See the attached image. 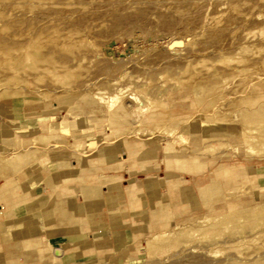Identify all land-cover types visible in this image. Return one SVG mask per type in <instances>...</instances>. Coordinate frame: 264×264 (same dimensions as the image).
<instances>
[{
  "label": "rangeland",
  "instance_id": "obj_1",
  "mask_svg": "<svg viewBox=\"0 0 264 264\" xmlns=\"http://www.w3.org/2000/svg\"><path fill=\"white\" fill-rule=\"evenodd\" d=\"M17 1L23 2L25 0ZM41 1L43 3L36 6L34 11H31L30 6L24 3L16 6L0 3V12L5 16L0 18V48L11 49L9 61L13 65H20L23 53L22 48H27L30 43L38 38L39 45L43 48L44 54L50 52L49 50L51 48L47 45V36H49V32L53 28H58L63 32L88 27L87 38L91 41H95L97 46L100 45V49L94 50L93 48L84 47L76 49V53L79 55L82 53L87 54L91 62L85 63L84 66L87 69L82 72L85 77L73 82L75 86L73 85L71 87L72 89L55 86L50 83L48 79H45L42 83H34L32 86L22 85L19 88H16L15 84L9 86V89H17L21 92L15 95H2V89L0 87V114L3 115V117H0V151L3 150L1 149L3 146L4 149L14 148L13 138L18 133L22 139L28 140L29 143L31 141L32 147L36 146V148H39L36 156L32 159L33 161L46 152V149H44L40 143L34 144V138L39 135L47 134L48 132L56 133L58 134L57 141H54L52 144L58 145V147L52 149L54 152L61 151L59 159L68 163V167H66L65 170L66 173H64L65 176H86L82 175L81 171L76 168L78 159L81 157L80 155L85 152L87 154L85 160L87 161V159L98 152L101 155L100 157L103 158L104 164H107L109 160V165L108 167L106 165L104 168H100L97 173L100 174V176L111 174L110 176H112L113 183L119 184V177H116V174H119L120 171L130 169L128 153L125 150L118 151L111 149L112 151H107L105 145L109 143L116 145L117 143L127 142L129 140L137 143L142 141L143 145H141V147L144 145L146 147H144L140 154V159L156 158L157 161L154 164L158 165V163H160V168L155 169L153 165H150L145 168L137 167L134 171L141 173L139 179H144L149 174L151 176L153 174L156 180L159 177L164 178L161 183L165 184V189L157 195L160 201L156 202L154 205L151 202V208L147 205V199L145 200L142 197L141 204L143 206V211L139 213L140 219L136 220L137 222L127 223L125 229L127 228L129 230L126 231V233L125 229L120 227L124 230V233L120 234L116 240L111 241V246L108 247L107 250L102 251L98 257L64 259V261H60L59 259H55V257L53 258L50 252L49 254L47 253V256H49L48 260L46 262H41V264L52 262H54V264H220L224 260L227 263L228 261L226 259L234 255L228 251L218 258H212L201 251L192 252V248L188 247L168 257L149 260L142 250L145 246L146 238L151 235V232L160 231L163 229V226L173 228L176 224L189 222L193 220L194 217H203L206 213H220L228 209V204L231 201L242 203V205L245 206L252 204L256 199L264 202V157H246L241 145H239V151H235L233 147L228 148L227 143L232 144V146L238 145V143L240 144V126L236 123L232 125L229 124L231 119L235 120L233 115H228V122L226 121L227 123L223 122L222 124L217 123L212 117L213 114H218V116L225 115V103L229 101V98H227V92H225V83L222 81L218 82L216 80L217 84L209 85L215 83V80L211 81L210 75L214 74L216 71L222 72V74L225 75V69H229L232 64L224 62V60L226 57H231L232 55L223 52H225V48H233L234 44L237 43V40H232V42H234L232 44L230 41L232 38L228 39L224 34L225 22L229 18V15L225 12V6L216 7V3L211 0H121V2L120 0ZM68 2L76 4L59 5L60 3ZM177 7H180V14L174 13V9ZM239 8L247 11L246 6H241ZM204 10L216 11V19L213 20V22L210 20L211 23H209H213L211 26L209 24L207 28L203 29L199 27V29L198 26H201L204 21ZM55 13H57V15ZM71 13H73L75 17L71 21H68L65 17ZM51 14L58 16V19L54 22H48L49 19L45 17ZM192 14H196V16L193 17ZM241 26L240 30L247 32L253 31L256 27L252 22ZM235 38L234 36V39ZM253 39L254 37L251 38V40ZM172 40L175 41L169 44ZM212 49L217 52H210V50L214 51ZM97 51L99 53H96ZM202 51H205L206 54ZM100 53H102L103 56ZM55 55L61 60L67 57L59 53H55ZM188 59L195 62L205 59L206 63L205 65L198 66L196 69L197 73L195 74L197 78L195 80L184 83L180 88L175 87L174 89L172 84L165 87H171L172 90V95L166 99L168 108H156L160 111V115L155 117L154 120L156 119V121L160 120L159 122H162L171 120L172 117H174L175 120H189L185 121L187 123L181 125L182 127L192 126L191 130H187L190 133L189 142L182 144V146L177 145L176 147L178 150L185 149L188 156H191L190 159H192L193 162L188 161L183 164L174 163L172 166L168 167L167 170L162 161L164 152L161 145L164 143V139L169 138L173 140L174 137H168L167 134L164 133L165 127L162 125L159 126L158 131L154 123L149 124L148 121H145L147 123L138 121L132 114L130 117L124 118H120L117 115L114 121L113 119L105 118L106 113L104 106L86 93V91L90 90L92 87L89 86V88L86 83L92 82L94 87H103L105 86V76L106 78H116L123 70H127L125 68H128L127 71L130 70L129 72L131 74L135 76L140 75V77H142V80L136 82V84L143 85L149 80H152L154 87L163 83L159 81V74L166 73V71L169 73H177L179 70L178 68L183 66ZM19 72V74H16L18 78H26L28 76V73L23 70ZM12 75L14 74L10 70L1 72L2 79H5L6 76L12 77ZM129 81V79H126L123 81L124 83H122L129 84ZM193 82L209 85V87H207V95L203 97L201 104L198 103L191 91L192 85L190 84ZM230 84H232V86L234 85L232 81L229 82V85ZM76 86H79L80 89ZM86 86L88 89H86ZM45 90H50L49 93L51 94L52 92L53 94L50 103L46 105L49 106L48 108L50 110L45 108L47 111L41 112L39 117L35 120L29 121L24 119L25 112L40 110H31L32 107L30 105L23 106L26 97L34 96V98H36L38 97V92L40 93ZM54 94L60 98H57ZM81 96L82 98L80 99ZM61 100L65 101L64 107L60 105ZM212 100L214 101L211 108L205 107V104ZM18 101L20 102L17 103ZM74 101H77L75 104L76 108L79 107L80 104L82 106L86 105L85 107H96L97 115L94 113L95 117L91 118L87 110L81 113L73 112L72 110L75 108L72 107L69 109V107ZM125 102L132 111L135 102L130 98V95H127ZM44 103L47 104V102ZM19 104H21L22 107H19ZM219 104L223 105L222 108L218 110ZM57 107L58 109L51 110ZM226 107H228V105H226ZM33 114L38 113L28 114V116H32ZM11 117L15 120L9 121ZM65 117L70 120H77L79 125H86L88 127L89 130L87 133H89V136L84 138V141H91L90 138L93 137V142L89 144V147L93 149L77 148L74 146L73 137L71 138V136L64 134L60 128H47L53 123L64 121ZM92 119L95 120L92 122ZM152 120L151 118L149 121L152 122ZM138 126L140 129L146 127L145 133L143 129L142 133L137 134L135 130H138ZM41 127H43V129H41ZM78 129H81V127ZM256 134H264V129L257 131ZM204 136L211 137L203 142ZM97 137L102 138L98 139ZM5 139L6 142L3 141ZM102 142L105 143L102 144ZM81 143H83V140L78 141L77 146L81 147ZM214 144H218V146L213 149ZM224 144L225 148H223ZM69 145L73 146V149L70 148ZM26 146H30V144ZM26 146L18 144V150L25 152L30 148ZM95 148H97L95 152L92 151ZM10 149H6V151ZM193 149L196 150L192 151ZM69 152L74 153L75 162L72 159L64 158V156L69 155ZM0 160H2V158H0ZM194 160H198L197 163L199 167H197V169H193L195 166ZM86 161L85 167L95 166L93 163L88 165ZM4 162L3 171L10 175L12 173V176L18 175L17 171L28 165L27 162L19 164L17 157L12 154L11 158ZM236 162H240L242 166L237 169H232V166H234ZM113 163L116 164L113 165L114 167L110 168L109 166ZM120 163H122V165H120ZM223 164H225V170L229 171V175L222 178V182H219L217 181L218 178L216 179L213 176L216 173V168ZM15 166H18L17 170L15 169L16 171L10 173ZM50 169L52 168L50 167ZM50 169L46 170L50 171ZM201 174L207 177L204 178V181L199 179ZM126 178H129L128 174ZM134 181L135 180L130 181L132 184H130L131 186H133ZM250 181L253 182V186L248 183ZM243 182L247 183L246 190L248 191H246L247 193L244 196L239 194V188L227 189L230 188L229 186L237 187ZM125 186H129V182H127ZM198 186L202 187L199 188ZM125 190L130 189L127 188ZM125 196L126 195H121L119 199L123 204L128 202L127 196ZM62 201L63 200L60 199L56 202L57 209H60L61 206L64 205ZM161 201L167 203L165 208L159 206ZM186 202L188 204L187 206ZM53 205L54 204H52L51 207H53ZM54 217L57 219L58 228L60 229L61 224L65 223L64 221H67L66 219L69 217L67 208L63 211L58 210L57 216L55 215ZM152 220L155 221V223L159 222V225H153ZM148 222L149 225L147 224ZM58 233L59 230H56L54 236L58 235ZM228 237L229 235H226V239H229ZM50 243L52 247H55V242L51 240ZM22 245L28 250H31L35 258L42 256L44 259L46 257V252L50 251L44 250L41 251V254L39 253L38 250L43 245L40 239L32 238L23 242ZM214 246L211 244H200L199 248L207 249L210 247L209 249H213ZM262 254H264V251ZM250 255H255V253H250ZM246 258L239 259L235 264H252L251 260H247ZM228 264L231 263L228 262Z\"/></svg>",
  "mask_w": 264,
  "mask_h": 264
},
{
  "label": "bare ground",
  "instance_id": "obj_2",
  "mask_svg": "<svg viewBox=\"0 0 264 264\" xmlns=\"http://www.w3.org/2000/svg\"><path fill=\"white\" fill-rule=\"evenodd\" d=\"M211 1L216 3V7L225 6V12L229 15V18L225 22L224 34L226 38H232L230 40L231 42L232 40H237V43L234 44L233 48H225V52L222 51L225 54L232 55L231 57H226L224 60V62L231 63L232 66L229 69H225V75L219 71H216L214 74L210 75L211 81L215 80V83H211L209 85L217 84L216 80L218 82L222 81L223 83H225V92H227V98H229V101L225 103V115L218 116V114H213L212 117L217 123L222 124L223 122H228V115H233V117H235V120L231 119L229 124L232 125L233 123H236L238 126H240V144L238 143V145L232 146V144L227 143L228 148L233 147L235 151H239V145H241L243 147V153L246 157H264V134H256L257 131L264 129V0ZM0 3L11 4L15 6L24 3L30 6L31 11H34L35 7L39 4H42L43 2L41 0H25L23 2H18L17 0H0ZM73 4L76 3L68 2L60 3L59 5ZM241 6H246L247 11L240 9L239 7ZM204 11V21L202 22L201 26H198V28H207L211 23L210 20L213 22V20L216 19V11ZM174 13L180 14V7L175 8ZM55 14L57 15V13ZM192 16L194 17L196 16V14H192ZM3 17L5 16H3L2 12H0V18ZM74 17V14L71 13L68 14L65 18L68 21H71ZM45 18L49 19L48 22H54L58 19V16L51 14L49 16H46ZM249 22H252L256 25L253 31L247 32L244 30H240V28L242 27L241 25H246ZM212 24H210V26ZM87 30L88 27H83L75 30L61 32L58 28H53L49 32V36H47V45L51 48L49 50L50 52L44 54L43 48L39 45L38 38L32 43H30L27 48H22V60L19 66L13 65L9 61L11 49L0 48V87L2 89L1 94L4 96H6L7 94H20V91H18L17 89H9V86L14 84L16 85V88H19L22 85L32 86L34 83H42L45 79H48V81L55 86L72 89L71 87L74 85L73 82H75L76 80L83 79L85 77L82 73L83 70L87 69L84 66L85 63L91 62L87 54L82 53L79 55L76 53V49H80V47L93 48L94 50L100 49V45L97 46V43L95 44V41H91L87 38ZM234 36L236 37L235 39ZM253 37L254 39L251 40V38ZM174 41L175 40H172L171 42H169V44L173 43ZM233 43L234 42H232V44ZM210 52L217 51L210 50ZM55 53L63 54L67 57H65L64 60H61L60 58L56 57ZM96 53L99 52L97 51ZM100 54L102 55V53ZM205 63V59H201L196 62L192 61L191 59H188L183 66L178 68L179 70L177 73H169L166 71V73L159 74V81H162L163 83L154 87L152 80H149L148 82H146V84L143 85L136 84V82L142 80V77H140V75L135 76L134 74H131L129 72L130 70L127 71L128 68H125L127 70H123L120 75L116 78H110L109 76V78H106L105 76V86L101 84L103 87H94V84L92 82L86 83L88 87H94H89L90 90H87L86 93H88L90 97H92L102 106H104L106 113L105 118L107 117V119L110 118L114 121L117 115L120 118H124L130 117L132 114L133 117L138 121H148L149 124L154 123L157 129L161 125L164 126V133H166L168 137H174L173 140L169 138L164 139V143L161 145V148L164 152V158L162 161L167 168L172 166L174 163L183 164L188 161L193 162L192 159H190L191 156H188L185 149L178 150L176 147L177 145L182 146V144L189 142L190 133L187 130H191L192 126H181L183 123H187L185 121L189 120H175L174 117H172L174 119L170 117L171 120L159 122L160 120L156 121V119L154 120V118L160 115V111L156 108H168V103L166 102V99L172 95V90L171 87H169L170 89L165 87H167L169 84H172L174 89L175 87L180 88L181 86H183L184 83H188L192 80H195L197 78L195 74L197 73L196 69L200 65H205ZM8 70L12 71L14 75H12V77L6 76L5 79H2L1 72H7ZM20 70H23L24 72L28 73V76L26 78H18L16 74H19ZM126 79L130 80L129 84H123V81H125ZM231 81L234 84L233 86L232 84L229 85V82ZM190 85H192L191 91L193 92L196 100L199 104H201L203 101V97L207 95V87H209V85L202 84L199 82H193ZM76 87L80 89L79 86ZM88 87L86 89H88ZM49 91L45 90L41 91L40 93L37 91L38 97L36 98H34V96L26 97V100L23 102V106L30 105L32 107L31 110H44L45 108L49 109V106L46 105L50 103L51 97L53 95L52 92L50 94ZM127 95H130V98L135 102V106L132 111L128 108V105L125 102ZM54 96L56 95L54 94ZM54 96L53 98L55 99ZM82 96L80 97V99L82 98ZM56 97L60 98L59 96ZM20 101H18L17 103H19ZM77 101L71 103L69 109L75 107ZM213 101L214 100L206 103L205 107L211 108ZM44 102H47V104H45ZM64 103V100L60 101L61 107L65 106ZM222 105H218V110L222 108ZM226 105H228V107H226ZM19 107H22L21 104H19ZM55 109H58V107L53 108L52 110ZM151 118L153 119L152 122L149 121ZM11 119L14 118L11 117ZM94 120L95 119H92V122ZM57 127L60 128L62 132H64V134L71 136V138L73 137L75 143V145H73L76 147L78 141H81L82 139L87 138L89 136V133H87L89 129L86 125L81 126L78 124L77 120H70L67 117H65L64 121L53 123L48 128L54 129ZM80 127L81 129H78ZM143 129L145 133L146 127ZM143 129H140V127L138 126V130L135 131L138 134L142 133ZM57 137L58 134L51 132H48L44 135L36 136L33 140L34 144L40 143L42 147L46 149V152L42 156L35 158L32 161V159L36 156L37 150L39 148H36L34 144V147H32L31 141L29 143L28 140L22 139V137L17 133L13 138L14 148L4 149L3 146V148H1L3 150L0 151V158H2V161H8L11 158L12 154L17 157L20 163L27 162L28 165L21 169L18 176H28L31 173L32 169L41 163L40 160L48 153H51V155L55 158L53 165V168L56 170L55 176L63 175L64 173H66L65 170L66 167H68V163L59 159V157L61 156V151L54 152V150L52 149L58 147V145L52 144L54 141H57ZM210 137L211 136H204L203 142L210 139ZM18 144L21 146H26L30 144V146H26L30 148L25 152H21L22 150H18ZM127 144L128 143L125 141L117 143L116 145H114V147H116L118 151H121L122 149L126 148ZM141 145L143 144H138L135 147L136 151L139 147H141ZM217 146L218 144H214L213 149ZM69 147L73 149V146L69 145ZM223 148H225V144ZM6 149L10 150L6 151ZM194 150L196 149H193L192 151ZM84 155L85 154H81L80 156ZM198 159L202 160L200 158ZM82 161H78L77 165V169L81 171L82 175H86L87 177H96L100 180L102 184L106 183L104 181V178L97 173L100 169L99 167L94 166L87 168L82 164ZM194 161V165L198 166H194L193 169H197V167H199V164L197 163L198 160ZM241 166L242 165L240 162H236V164L232 166V169H237ZM216 171L217 173L213 176L216 179L218 178L221 180V178H225L229 175V171L225 170V167L223 166L218 167ZM64 177L65 176L59 178L58 184H54L51 177L48 178L47 181L48 184L50 183L51 186L55 187V189H61V187L65 183V181L63 180ZM248 183L253 186V182L250 181ZM246 184L247 183L243 182L237 187H234L232 185L233 187L229 186L230 188L227 189L239 188V194L241 196H244L248 192L246 190ZM142 187H140L137 193H140L142 191ZM112 189L113 186L109 185V190ZM227 208L228 209H226L225 211H222L217 214L206 213V215L203 217H194L193 220L186 223L176 224L173 228H167L163 226L162 230L157 232H151V235L146 238L145 246L142 248V250L145 252L149 260L155 258L168 257L174 253H179L180 251H182L183 248L191 247L192 252L201 251L212 258H218L222 256L226 251H228L229 253L234 254L226 259L231 264H235V262L239 259H245L246 257L247 260H251L252 264H264V254H262V252L264 251V202L258 201L256 199L254 202H252V204H248L245 206L242 205V203L231 201L228 204ZM41 222L42 224L47 223L45 220H42ZM46 228L47 230L51 229L49 228L48 224H46ZM226 235H229V239H226ZM200 244H211L212 246H216H214L213 249H209L211 246L207 249H203L199 248ZM44 250L52 251L54 253L55 259H59V257L62 256L61 253L59 255L55 253V251L57 250L56 248L51 246L50 241H46V244H43L38 251L41 254V251ZM250 253H255V255L251 256ZM228 262L226 263V261L224 260L220 264H228Z\"/></svg>",
  "mask_w": 264,
  "mask_h": 264
},
{
  "label": "crops",
  "instance_id": "obj_3",
  "mask_svg": "<svg viewBox=\"0 0 264 264\" xmlns=\"http://www.w3.org/2000/svg\"><path fill=\"white\" fill-rule=\"evenodd\" d=\"M85 106L80 104L77 108L75 106V109L72 111L81 113L86 112L87 110L90 117H95L94 113L97 115L96 107ZM41 112H45V109L33 112L27 111L24 113V119L29 121L35 120L39 117ZM32 113L38 114L28 116V114ZM0 117H3V115L0 114ZM12 120L15 119H9V121ZM41 129H43V127H41ZM97 138L99 139L102 137ZM93 139V137L90 138L91 141H84V139H82L83 143H81V147L77 146V148L89 149V144L93 142ZM3 141L6 142V139ZM127 142L129 143L126 148L122 150H125L128 153V163L129 166H131L130 169L120 171L119 174H116V177H119V184L113 183L112 176H110L111 174L106 176L101 175L106 182L103 184L96 177L81 175L65 176V174L55 177L56 170L53 168L55 158L51 153L44 156L40 160L41 163L35 166L28 176H12L13 174L11 172L16 171L18 166L13 167V170L10 171L11 175L6 174L3 171L5 162L1 160L0 264H41V262H46L48 260L49 256H47V253L49 254L50 252V255H53L52 257L54 258V253L52 251L46 252V257L44 259L41 257L35 258V255L31 253L32 251L25 248L23 246L24 244L22 245L23 242L32 238L40 239L43 244H46V241L51 240L55 242L54 248H56L57 251H60L62 255L59 257L60 261H64V259L98 257L102 251L107 250L108 247L111 246V241L116 240L120 234L124 233V230L120 227L125 229L127 223L137 222L136 220L140 219L139 213L143 211L141 197L145 200L147 199L148 207H150L152 203L154 205L156 202L160 201L157 198V195L165 189V184L161 183L164 178L159 177L156 180L153 174L152 176L149 174L146 178L139 179L141 173L134 171L137 167L145 168L150 165H153L155 169H159L160 164H154L157 161L156 158L140 159V154L146 146L139 147L137 151L135 147L138 144H143L142 141L137 143L129 140ZM104 143L105 142H102V144ZM105 147L107 148V151H110L111 149L117 150L112 144L105 145ZM96 149L97 148L92 151L95 152ZM84 153H82V155ZM73 154V152H69V155L64 156V158L74 160ZM85 155L78 159L80 162L84 160L82 161L84 166L87 154L85 153ZM100 156V153L97 152L87 159L86 163L88 165L93 163L99 168H104L106 165L108 167L109 160L107 164H104L105 162ZM115 164L116 163H113L109 167H114L113 165ZM120 165H122V163H120ZM221 166L225 167V164ZM50 167L52 169H50ZM21 169L22 168L17 171L18 174ZM46 169H50V171ZM127 174L129 175L128 179L126 178ZM62 176H65L63 179L65 183L61 189H55L50 183L48 184V178L51 177L53 183L58 184L59 178ZM204 178L207 177L202 176V174L199 177L202 181H204ZM132 180H135L133 186H131L132 184L130 183ZM217 181L222 182L220 179ZM127 182H129V186H125ZM109 185L113 186L112 190H109ZM140 187H142V191L137 193ZM127 188L130 190H125ZM121 195L127 196V203L123 204L122 201H119ZM60 199L63 200L62 203H64V205H62L60 209H57L56 202ZM52 204H54L53 207H51ZM161 204L159 206L165 208L167 203L161 201ZM187 205L186 202V206ZM66 208L69 217L66 219L67 221H64L65 223L61 224V228L59 229L58 221L54 216H57L58 210L63 211ZM42 220L47 222L46 224L49 225V228H51L50 230H47L46 224H42ZM147 224L149 225V222ZM152 224L159 225V222L155 223V221L152 220ZM126 229L125 233L129 230ZM56 230H59V233L54 236ZM21 246L23 247L20 248ZM48 264H54V262Z\"/></svg>",
  "mask_w": 264,
  "mask_h": 264
},
{
  "label": "water",
  "instance_id": "obj_4",
  "mask_svg": "<svg viewBox=\"0 0 264 264\" xmlns=\"http://www.w3.org/2000/svg\"><path fill=\"white\" fill-rule=\"evenodd\" d=\"M55 253H56L57 255H59V254H60V252H59V251H55Z\"/></svg>",
  "mask_w": 264,
  "mask_h": 264
}]
</instances>
